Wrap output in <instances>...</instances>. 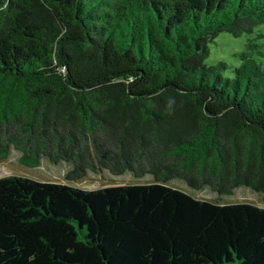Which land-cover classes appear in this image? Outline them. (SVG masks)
I'll return each instance as SVG.
<instances>
[{
    "label": "trees",
    "instance_id": "1",
    "mask_svg": "<svg viewBox=\"0 0 264 264\" xmlns=\"http://www.w3.org/2000/svg\"><path fill=\"white\" fill-rule=\"evenodd\" d=\"M264 0H0V160L151 175L0 177V264H264ZM247 34L208 65L219 33Z\"/></svg>",
    "mask_w": 264,
    "mask_h": 264
},
{
    "label": "rangeland",
    "instance_id": "2",
    "mask_svg": "<svg viewBox=\"0 0 264 264\" xmlns=\"http://www.w3.org/2000/svg\"><path fill=\"white\" fill-rule=\"evenodd\" d=\"M261 29L264 32V26ZM250 36L252 35L244 34L234 37L226 32L219 33L215 38V42L210 44V53L205 59L206 64L211 65L219 60H224L231 64L237 63L238 58L236 57V53L246 50L245 42ZM261 45V49L264 51V37L261 39ZM70 168L69 162L61 161L54 164L43 156L40 157L37 164L22 163L20 161V152L11 146L8 156L0 160V177L14 174L43 182L68 183L83 189L154 183L151 175L135 178L129 172L111 175L106 171H89L87 175L81 178L68 181L65 178V174ZM164 184L186 192L200 200H208L219 204L250 203L264 208V199L257 192L245 186L235 188L232 194L219 196L207 188L198 191L192 190L180 179H172Z\"/></svg>",
    "mask_w": 264,
    "mask_h": 264
}]
</instances>
